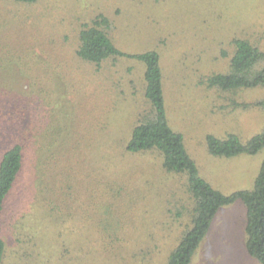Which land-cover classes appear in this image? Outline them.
I'll use <instances>...</instances> for the list:
<instances>
[{
	"label": "rangeland",
	"instance_id": "374dc122",
	"mask_svg": "<svg viewBox=\"0 0 264 264\" xmlns=\"http://www.w3.org/2000/svg\"><path fill=\"white\" fill-rule=\"evenodd\" d=\"M98 15L134 57L82 60L80 32ZM235 40L264 50V0H0V163L26 149L1 216L2 264H168L192 227L188 176L156 151L126 150L150 111L146 65L160 56L168 122L200 176L230 196L252 191L264 162L214 156L208 137L249 142L264 131V86L232 92ZM243 201L215 215L190 264H260L247 252Z\"/></svg>",
	"mask_w": 264,
	"mask_h": 264
},
{
	"label": "trees",
	"instance_id": "16d2710c",
	"mask_svg": "<svg viewBox=\"0 0 264 264\" xmlns=\"http://www.w3.org/2000/svg\"><path fill=\"white\" fill-rule=\"evenodd\" d=\"M22 3H36L38 0H16ZM112 23L104 15H98L80 32V48L77 55L84 61L97 66L110 58L134 57L120 51L109 29ZM235 53L230 71L217 74L208 81L209 88L232 92L239 89L264 86V50L247 40H235ZM146 65V99L150 111L141 117L134 127L126 150L130 153L158 151L168 172L187 174L189 191L193 195L192 227L181 240L168 264H190L210 225L223 206L243 201L248 209L247 252L264 264V162L252 191H238L230 196L214 190L202 177L197 164L189 155L180 133L174 131L168 122L163 73L160 56L155 51L135 56ZM256 106L264 109V102ZM208 148L212 155L236 157L242 154L256 155L264 149V131L249 142L243 143L238 136L226 139L208 137ZM26 149L14 144L3 155L0 163V223L8 198L15 189L26 164ZM6 245L0 234V264L5 255Z\"/></svg>",
	"mask_w": 264,
	"mask_h": 264
}]
</instances>
